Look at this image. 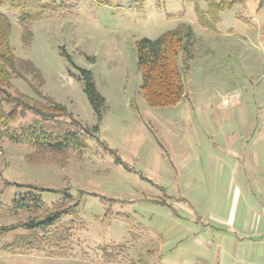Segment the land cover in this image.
<instances>
[{
	"label": "rangeland",
	"instance_id": "obj_1",
	"mask_svg": "<svg viewBox=\"0 0 264 264\" xmlns=\"http://www.w3.org/2000/svg\"><path fill=\"white\" fill-rule=\"evenodd\" d=\"M53 2L24 23L11 0L0 13L16 57L39 73L28 79L42 78V94L80 121L87 149L0 141V264H204L215 221L264 193V0L237 3L208 26L197 12L206 0ZM184 24L194 31L193 59L180 55L184 96L150 106L137 43ZM76 67L92 72L105 98L100 123ZM13 85L40 100L26 81ZM36 118L23 113L11 127ZM8 183L48 190L38 192L42 209L16 208L28 190ZM66 207L50 228L19 227Z\"/></svg>",
	"mask_w": 264,
	"mask_h": 264
},
{
	"label": "trees",
	"instance_id": "obj_2",
	"mask_svg": "<svg viewBox=\"0 0 264 264\" xmlns=\"http://www.w3.org/2000/svg\"><path fill=\"white\" fill-rule=\"evenodd\" d=\"M5 0H0V7ZM133 3H143L145 0H130ZM244 0H206V11L197 8L202 25L208 26L218 20L220 12L232 8ZM11 7L20 12V21L38 19L47 11L53 9V0H11ZM12 24L0 13V141L7 140L15 144H27L34 149L49 152H65L73 149L83 153L87 149L84 137L80 134V121L72 119L67 108L58 104L41 92L42 78L37 86L28 76L39 73L30 61L16 57L10 43ZM194 31L190 25H181L175 30L168 31L156 40L141 39L137 43L138 66L142 71V91L150 106H168L178 103L184 96L185 87L179 62L184 53L185 59H193ZM63 54L69 55L63 48ZM81 75L84 92L97 116L102 121L105 98L98 91L91 71L76 67ZM15 79H21L31 85L37 100L20 93L14 87ZM12 107L9 111L6 107ZM26 112L33 113L37 118L29 125L13 129L11 126L16 118ZM71 119L65 122V118ZM99 130V124L93 131ZM90 133V129L86 130ZM119 163H122L118 159ZM15 185L27 189L15 199V207L20 210H40L43 200L38 192L48 191L33 185ZM51 191V190H49ZM63 194L65 200H71L72 195L67 190L56 192ZM77 202L74 207H78ZM72 208L66 207L53 210L38 220H32L19 227L29 230H42L53 226L64 215L71 213ZM18 227H10L12 231ZM37 240V238H35ZM32 244L30 241L26 245Z\"/></svg>",
	"mask_w": 264,
	"mask_h": 264
},
{
	"label": "crops",
	"instance_id": "obj_3",
	"mask_svg": "<svg viewBox=\"0 0 264 264\" xmlns=\"http://www.w3.org/2000/svg\"><path fill=\"white\" fill-rule=\"evenodd\" d=\"M234 209L203 245L204 264H264V193Z\"/></svg>",
	"mask_w": 264,
	"mask_h": 264
}]
</instances>
